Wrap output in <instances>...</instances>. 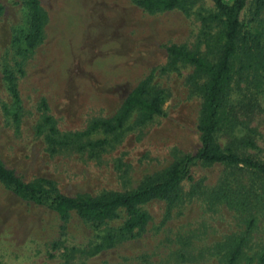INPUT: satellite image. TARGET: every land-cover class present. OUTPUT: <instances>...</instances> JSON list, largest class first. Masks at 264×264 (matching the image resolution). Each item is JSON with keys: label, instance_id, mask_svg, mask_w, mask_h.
<instances>
[{"label": "rangeland", "instance_id": "1", "mask_svg": "<svg viewBox=\"0 0 264 264\" xmlns=\"http://www.w3.org/2000/svg\"><path fill=\"white\" fill-rule=\"evenodd\" d=\"M41 34L29 48L26 0H0V161L25 183L75 198L129 194L156 182L201 149L208 78L170 46L212 65L226 44L212 0H180L149 13L135 0H39ZM234 0H223L231 5ZM213 133L224 152L264 163V0H247ZM14 77L17 97L6 75ZM158 96L161 114L133 110L114 121L137 86ZM112 124H114L112 122ZM165 199L102 222L71 211L62 222L49 204L0 183V264H264V178L242 165L193 164ZM50 184V187L47 186ZM46 188V189H47Z\"/></svg>", "mask_w": 264, "mask_h": 264}, {"label": "trees", "instance_id": "2", "mask_svg": "<svg viewBox=\"0 0 264 264\" xmlns=\"http://www.w3.org/2000/svg\"><path fill=\"white\" fill-rule=\"evenodd\" d=\"M180 0H135L136 5L149 13L169 11L178 7ZM220 15L225 21L226 44L222 55L215 64L193 57L182 48L170 46L167 52L171 62L176 63L180 59L192 64L197 73L208 78V83L203 86L204 94V122L198 131L201 137V149L194 155H187L182 160L172 164L162 173L155 183L142 187L129 194H111L102 197L75 198L58 194L53 188H45L42 185H33L23 182L15 174L6 169L0 161V183L15 195L28 199L36 204H49L60 220H68L70 212L75 211L81 218L90 221L102 222L115 217L117 210L124 209L129 215L121 230L130 233L135 228H142L147 224L148 216L138 210L137 206L147 199H165L176 188L183 179H189V168L193 164H215L225 163L228 165H242L264 178V163L252 160L248 157H240L231 152H224L214 142L213 133L217 124L219 109L222 106L223 91L228 80L229 66L240 40L239 15L247 0H234L227 5L223 0H212ZM29 10V31L26 42L29 48H34L39 40L42 27V16L39 0H26ZM2 7L0 6V13ZM9 91L17 97L14 77L6 75ZM146 95L144 86L139 85L126 98L120 115L109 122H96L92 130L104 127L106 131L113 132L122 126L129 114L136 108L145 111V120H150L154 115L161 114V98L156 96L150 101H144ZM112 122L114 124H112ZM50 187V184L47 183ZM241 252V244L235 247L231 254L230 263H234Z\"/></svg>", "mask_w": 264, "mask_h": 264}]
</instances>
